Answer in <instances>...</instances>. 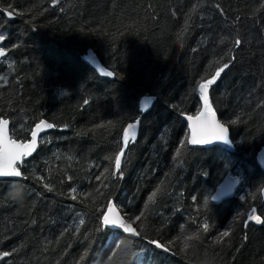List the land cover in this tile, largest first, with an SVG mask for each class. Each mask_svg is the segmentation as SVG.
Masks as SVG:
<instances>
[{"label": "trees", "instance_id": "trees-1", "mask_svg": "<svg viewBox=\"0 0 264 264\" xmlns=\"http://www.w3.org/2000/svg\"><path fill=\"white\" fill-rule=\"evenodd\" d=\"M8 3L0 0L9 52L0 61V119L23 142L41 120L56 127L20 166L22 179L0 181V253H10L0 264H106L114 239L127 245L114 264H138L145 251L158 264H264V224L246 219L253 208L264 218V0H11V20ZM90 52L113 81L87 65ZM230 56L209 99L234 150L190 147L183 116L203 110L201 78ZM145 98L152 104L142 110ZM138 120L123 177L114 176L123 133ZM228 174L240 187L214 205ZM111 202L130 223L143 213L133 223L140 240L98 230ZM223 231L230 235L217 242Z\"/></svg>", "mask_w": 264, "mask_h": 264}, {"label": "snow or ice", "instance_id": "snow-or-ice-1", "mask_svg": "<svg viewBox=\"0 0 264 264\" xmlns=\"http://www.w3.org/2000/svg\"><path fill=\"white\" fill-rule=\"evenodd\" d=\"M60 0H53L54 4H58ZM217 9H220V5H216ZM13 6L11 4V0H9L8 6L3 9V12L7 14L8 17H12L15 9L10 11L9 9H12ZM221 12L223 11L220 9ZM17 15H23L24 13H16ZM237 20L240 19V17L236 18ZM6 39L5 35L0 34V57L6 56V48L8 46L3 45V41ZM242 41L238 37L234 39L233 45L236 48H239ZM12 47H15V45H12ZM85 59H88L91 61L92 64L95 65V68L99 71V73L102 76L105 77H113L115 74L112 71L106 70L104 67H101L98 61H96L95 56L90 52ZM235 60L234 56L229 57V62L223 63L221 67L218 68V70L215 71V73L211 76L209 79L201 78V82L198 85L199 88V95L200 98L203 101V110L199 111L195 117L188 116L187 119L191 121V136L190 139H188V143L192 145H209L214 142H221L226 146L232 145V140L229 138V131L228 127L217 121L216 114L213 111L209 99V89L210 86L215 84L217 79L221 76V73H223L226 69L230 67L231 61ZM88 101L85 100L84 104H87ZM151 103L150 99L145 98V100L142 103V110H147L149 107V104ZM261 107H264V105H261ZM241 121V117L237 116L235 119L228 121L229 124H236ZM8 120L6 119H0V147H2V151H0V177L3 176H16L19 177L22 175V173L15 167V164L17 161H22V158L28 155H31L33 151H35L37 146V136L38 133L42 129H52L56 127V125L52 123H48L47 121L41 120L38 124L35 125V129L31 131V139L28 143H17L15 140H11L8 138L7 135V128H8ZM109 125H111L113 122L108 121ZM139 121H136L135 124H129L128 129L124 131L123 133V142L121 150L116 154L114 158V172L113 175H118L120 178L123 177V172L121 171V164H122V158L125 156V149L128 148L129 143V133L131 131V138L135 139V132L132 131L135 129L136 124H138ZM103 125H100L98 127H102ZM185 145L181 143L180 148H184ZM181 156L180 149H177L176 156L173 158L174 160L177 157ZM105 172H107V169H105ZM103 175V174H102ZM106 178V177H105ZM41 180H43V177H40ZM70 179V177H69ZM97 179H100V177H97ZM45 188H48L51 190V187L48 183L44 184ZM104 187H107V185H104ZM75 191V189H73ZM160 191L158 188L156 192L152 194L151 197H149V200H153L154 197L157 195V193ZM232 191V186L225 185L222 186V189L216 194L212 195L210 199L212 201H217L221 199L222 197H225L229 195ZM262 192H264V188L261 189ZM15 195H19V191L15 193ZM75 199V197H73ZM195 199V197L193 198ZM208 199H205L204 205L207 206ZM256 209L253 208L251 213H249L246 217L248 221H254L257 224H264V218H262L259 215H256ZM143 216V213L140 215L135 216L132 219L131 223L126 222L124 219H122L118 213H115V205L112 204L111 207L108 209V212L106 214L102 215L101 225L98 230H104L107 228H111L113 230H120L121 235L123 233L129 234V236L132 237H141V232L137 231L136 228L132 227L133 223H136L137 221L141 220V217ZM79 224L83 225L84 220L80 219ZM247 226V225H245ZM209 229V225L207 222L203 224V231L207 232ZM230 235L229 231H223L219 234V236L216 238L217 242H220L223 237H228ZM191 239V237L189 238ZM151 245H154L155 249H160L163 252H169L170 248L164 244H160L159 242L153 240L149 242ZM124 246V247H122ZM127 245L125 244V239H114L111 244V252L107 257L106 264H114V261L119 259L120 256H122L125 252ZM185 247L187 248V243L185 244ZM10 255L9 252H3L0 253V259L4 257H8ZM138 264H158V261L151 255L148 254L147 251L142 253L138 257Z\"/></svg>", "mask_w": 264, "mask_h": 264}, {"label": "water", "instance_id": "water-1", "mask_svg": "<svg viewBox=\"0 0 264 264\" xmlns=\"http://www.w3.org/2000/svg\"><path fill=\"white\" fill-rule=\"evenodd\" d=\"M9 19L11 20L12 17H9ZM4 43V41H3ZM9 52L8 50H6V56H8ZM6 56H3V57H0V61L5 58ZM95 56V55H94ZM95 59L96 61L99 62V64L101 65V67H104L103 64L101 63V61L98 59L97 56H95ZM87 65L102 79H107V80H110V81H113L115 79V75L113 77H105V76H102L99 71L95 68V65L91 63L90 60H87ZM106 70H108L107 68H105ZM110 71V70H108ZM150 99V98H148ZM145 99L142 100V103ZM151 103L149 104V106L152 104V99H150ZM216 114V113H215ZM188 116H183V119L184 121L187 123V126H188V132H189V139H190V136H191V121H189L187 119ZM195 117V116H194ZM216 119L217 121L220 122L218 116L216 115ZM46 121V120H44ZM139 121V120H138ZM9 122V121H8ZM48 122V121H47ZM49 123V122H48ZM221 123V122H220ZM139 124V123H138ZM138 124H136V127L135 129H133L132 131L135 132V138H136V135H137V128H138ZM35 129V127L33 128V130ZM48 130L50 129H42L39 133H38V136H37V146H36V149L35 151L32 152L31 155H28V156H25L22 158V161H17L16 164H15V167L21 172V169H20V166L23 164L24 161H27L29 159H31L37 152L38 150V147H39V141H40V138L43 137L47 132ZM228 131H229V128H228ZM7 135H8V138L11 139V140H15V139H12V136H11V132H10V123H8V128H7ZM129 140H132L131 138V131L129 133ZM229 138H230V131H229ZM31 139V137H30ZM231 139V138H230ZM17 141V143H21L23 141H18V140H15ZM30 142V140H28L27 142H23V143H28ZM190 145V147H193V148H210V147H221L227 151H230L232 152L234 150V146L233 144L229 147V146H226L224 145L223 143L221 142H214L212 144H209V145H192L190 143H188ZM0 151H2V147H0ZM2 162V161H0ZM257 162L261 168V170L263 171L264 173V148L262 150L259 151V153L257 154ZM22 173V172H21ZM23 178V175L19 176V177H16V176H3V177H0V181H3V180H20ZM231 185L232 186V191L229 195L225 196V197H222L221 199L217 200V201H212L211 200V203L214 204V205H218L220 204L221 202H223L224 200L226 199H230V198H233L235 196V193L236 191L239 189L240 187V184H241V179L240 177L238 176H234V175H231V174H228L224 179L223 181L220 183V185L216 188V190L214 191V193L212 195H216L221 189H222V186H225V185ZM263 188H264V185H263ZM261 195H262V199L264 200V192L261 191ZM114 204L113 202H111L106 210V213L108 212V209L111 207V205ZM115 205V204H114ZM105 213V214H106ZM115 213H118V215L124 219L126 222L130 223L128 220H126L123 215L121 214V212L119 211V209L115 206ZM132 227H134V225L132 224ZM135 228V227H134ZM110 230H113L111 228H109ZM113 231H117V232H120V230H113ZM121 233V232H120ZM124 237H127V238H134L136 240H140L141 237H132V236H129V234L127 233H123L122 234Z\"/></svg>", "mask_w": 264, "mask_h": 264}]
</instances>
